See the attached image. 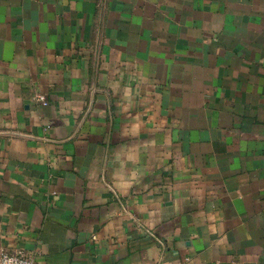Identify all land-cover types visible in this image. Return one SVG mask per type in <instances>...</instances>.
I'll list each match as a JSON object with an SVG mask.
<instances>
[{
	"label": "crops",
	"instance_id": "crops-1",
	"mask_svg": "<svg viewBox=\"0 0 264 264\" xmlns=\"http://www.w3.org/2000/svg\"><path fill=\"white\" fill-rule=\"evenodd\" d=\"M15 249L264 264V0H0V250Z\"/></svg>",
	"mask_w": 264,
	"mask_h": 264
},
{
	"label": "built area",
	"instance_id": "built-area-1",
	"mask_svg": "<svg viewBox=\"0 0 264 264\" xmlns=\"http://www.w3.org/2000/svg\"><path fill=\"white\" fill-rule=\"evenodd\" d=\"M32 100L43 105L48 103L46 97L42 94H35ZM0 264H36V261L33 256L22 249L0 250Z\"/></svg>",
	"mask_w": 264,
	"mask_h": 264
}]
</instances>
